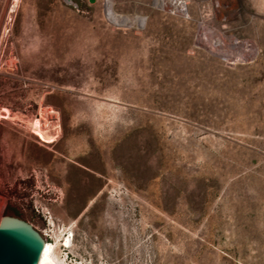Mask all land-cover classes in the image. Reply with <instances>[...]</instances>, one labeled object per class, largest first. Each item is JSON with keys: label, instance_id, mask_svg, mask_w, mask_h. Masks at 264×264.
I'll return each instance as SVG.
<instances>
[{"label": "rangeland", "instance_id": "obj_1", "mask_svg": "<svg viewBox=\"0 0 264 264\" xmlns=\"http://www.w3.org/2000/svg\"><path fill=\"white\" fill-rule=\"evenodd\" d=\"M109 1L0 0V217L60 264H264V0Z\"/></svg>", "mask_w": 264, "mask_h": 264}, {"label": "water", "instance_id": "obj_2", "mask_svg": "<svg viewBox=\"0 0 264 264\" xmlns=\"http://www.w3.org/2000/svg\"><path fill=\"white\" fill-rule=\"evenodd\" d=\"M43 246V237L29 222L7 214L0 217V264H38ZM40 264L60 263L44 258Z\"/></svg>", "mask_w": 264, "mask_h": 264}, {"label": "bare ground", "instance_id": "obj_3", "mask_svg": "<svg viewBox=\"0 0 264 264\" xmlns=\"http://www.w3.org/2000/svg\"><path fill=\"white\" fill-rule=\"evenodd\" d=\"M154 1L156 2V4H159V6H161L162 8L164 7V8H170V9H177V10H180L181 12H184V4H183L184 0H182V1H179V0H154ZM112 6H113V2L110 0L108 3V7L110 8V10H112ZM111 14H113V12ZM123 20L129 21V23H130V19L127 17H123L122 19H120V21H123ZM208 37H210V39ZM199 39L201 42L207 44L208 47L211 50H213L214 52L225 51V53H229V51L226 49H227V47L231 48L236 52L235 53L231 52L230 54L235 55L236 57H248V56L252 55L254 50H255V46L253 44H250L248 47H246L242 43L236 42L233 37L222 39L220 36L215 37L213 34L207 35V36L205 34H203V35L199 34ZM207 40H209L210 43H209V41L207 42ZM212 40H215V41L212 42ZM217 40H222L223 43L218 44V43H216ZM69 243H70L69 237H65L64 238V244L68 245ZM44 258H50V259L55 261V259H53L51 256L50 244L47 241H44V246H43V249L41 251V255H40L38 264H40L41 260Z\"/></svg>", "mask_w": 264, "mask_h": 264}, {"label": "built area", "instance_id": "obj_4", "mask_svg": "<svg viewBox=\"0 0 264 264\" xmlns=\"http://www.w3.org/2000/svg\"><path fill=\"white\" fill-rule=\"evenodd\" d=\"M44 236H45V234H44ZM66 237H69V239H71V234H69L68 236H66ZM64 238L65 237H63V240H62V242L60 243V245H61V247L63 248V249H65V248H67L68 246H69V244L68 245H65L64 244ZM43 240L44 241H47V238L46 237H43ZM48 242V241H47ZM49 243V242H48ZM50 244V243H49ZM50 249H51V245H50Z\"/></svg>", "mask_w": 264, "mask_h": 264}, {"label": "trees", "instance_id": "obj_5", "mask_svg": "<svg viewBox=\"0 0 264 264\" xmlns=\"http://www.w3.org/2000/svg\"><path fill=\"white\" fill-rule=\"evenodd\" d=\"M16 216H20V213L17 212V214H15Z\"/></svg>", "mask_w": 264, "mask_h": 264}]
</instances>
